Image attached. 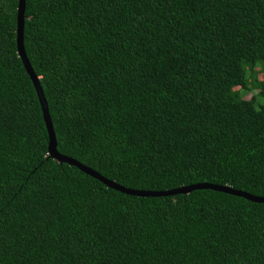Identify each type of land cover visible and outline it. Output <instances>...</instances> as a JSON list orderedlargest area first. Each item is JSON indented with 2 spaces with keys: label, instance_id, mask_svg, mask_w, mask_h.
<instances>
[{
  "label": "trees",
  "instance_id": "obj_1",
  "mask_svg": "<svg viewBox=\"0 0 264 264\" xmlns=\"http://www.w3.org/2000/svg\"><path fill=\"white\" fill-rule=\"evenodd\" d=\"M16 7L0 0V264H264V203L130 195L48 156ZM22 45L58 153L129 189L264 196V0H24Z\"/></svg>",
  "mask_w": 264,
  "mask_h": 264
},
{
  "label": "water",
  "instance_id": "obj_2",
  "mask_svg": "<svg viewBox=\"0 0 264 264\" xmlns=\"http://www.w3.org/2000/svg\"><path fill=\"white\" fill-rule=\"evenodd\" d=\"M23 9H24V0H17V7H16V27H15V45H16V53L18 58L20 59L22 66L24 68V71L28 75L31 84L33 86V89L35 91L42 120L44 123V127L47 133V152L48 156L51 158L56 159L60 162H65L69 165L75 166L83 173L93 177L94 179H97L99 182L103 183L106 187H109L111 189L117 190L119 192H123L130 195H137V196H166V195H173L177 193L186 194L189 191L193 189H200V188H208L215 191H220L224 193H228L231 195L243 197L249 201L252 202H258V203H264V196H255L252 194H249L247 192L232 189L227 185H214L206 182H200L195 184H190L186 186H180L173 189H167L162 191H145V190H134L125 188L117 183H115L112 180L106 179L105 177L98 174L96 171L92 170L91 168L79 163L78 161L74 160L73 158L67 157L65 155H62L56 151L55 148V137L54 132L52 129V125L50 122V118L48 116L46 102L43 97L40 85L38 83V78L33 73L30 64L26 58V55L24 53L23 45H22V26H23Z\"/></svg>",
  "mask_w": 264,
  "mask_h": 264
},
{
  "label": "rangeland",
  "instance_id": "obj_3",
  "mask_svg": "<svg viewBox=\"0 0 264 264\" xmlns=\"http://www.w3.org/2000/svg\"><path fill=\"white\" fill-rule=\"evenodd\" d=\"M261 71H262V68L255 69L254 71L251 72L250 75H251L252 78L258 79V78L261 77ZM246 83H247V85H249L250 84V80L248 79L246 81ZM252 92H254V90ZM249 96H250V93H248V92L243 95L244 98H248Z\"/></svg>",
  "mask_w": 264,
  "mask_h": 264
}]
</instances>
